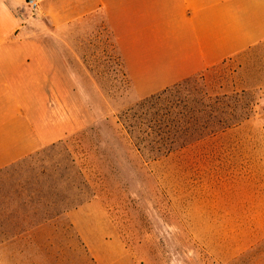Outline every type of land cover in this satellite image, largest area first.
<instances>
[{
	"label": "rangeland",
	"instance_id": "374dc122",
	"mask_svg": "<svg viewBox=\"0 0 264 264\" xmlns=\"http://www.w3.org/2000/svg\"><path fill=\"white\" fill-rule=\"evenodd\" d=\"M17 12L24 39L68 33L33 26L37 10L24 0ZM71 34L89 73L73 76L78 88L58 110L71 108L81 126L0 172V195L7 181L31 182L19 192L24 211L0 204V264H264V43L182 87L196 102L218 96L222 118L236 122L148 160L118 116L156 92L132 88L106 32ZM18 226L28 231L10 234Z\"/></svg>",
	"mask_w": 264,
	"mask_h": 264
},
{
	"label": "crops",
	"instance_id": "0c3cea01",
	"mask_svg": "<svg viewBox=\"0 0 264 264\" xmlns=\"http://www.w3.org/2000/svg\"><path fill=\"white\" fill-rule=\"evenodd\" d=\"M21 2L0 0V171L81 126L71 108L58 110L68 105L67 92L78 88L73 76L89 73L85 55L68 45L78 26L84 36L94 30L108 34L140 96L264 43V0H41L33 26L68 33L46 35L44 29L27 39L22 35L28 26L17 12ZM47 40L64 43L68 50L40 45ZM29 183L3 184L4 209L17 204L11 209L24 211L28 199L19 192ZM18 227L10 234L28 231Z\"/></svg>",
	"mask_w": 264,
	"mask_h": 264
},
{
	"label": "trees",
	"instance_id": "16d2710c",
	"mask_svg": "<svg viewBox=\"0 0 264 264\" xmlns=\"http://www.w3.org/2000/svg\"><path fill=\"white\" fill-rule=\"evenodd\" d=\"M191 77L136 101L118 116L139 153L148 160L167 156L236 122L222 118L218 96L196 102L181 95ZM35 220L31 224L41 219Z\"/></svg>",
	"mask_w": 264,
	"mask_h": 264
},
{
	"label": "built area",
	"instance_id": "2783aa9c",
	"mask_svg": "<svg viewBox=\"0 0 264 264\" xmlns=\"http://www.w3.org/2000/svg\"><path fill=\"white\" fill-rule=\"evenodd\" d=\"M41 0H24L25 5L29 7L30 10H37Z\"/></svg>",
	"mask_w": 264,
	"mask_h": 264
}]
</instances>
